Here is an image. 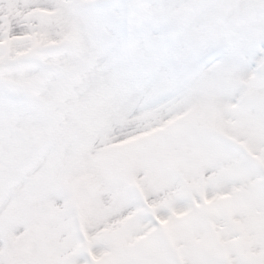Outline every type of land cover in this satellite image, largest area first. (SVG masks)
Segmentation results:
<instances>
[{
    "label": "snow or ice",
    "instance_id": "obj_1",
    "mask_svg": "<svg viewBox=\"0 0 264 264\" xmlns=\"http://www.w3.org/2000/svg\"><path fill=\"white\" fill-rule=\"evenodd\" d=\"M0 264H264V0H0Z\"/></svg>",
    "mask_w": 264,
    "mask_h": 264
}]
</instances>
